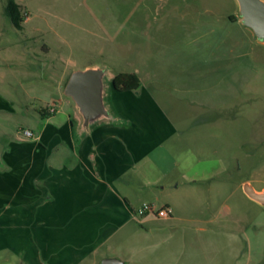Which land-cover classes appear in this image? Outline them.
<instances>
[{
    "label": "crops",
    "instance_id": "obj_1",
    "mask_svg": "<svg viewBox=\"0 0 264 264\" xmlns=\"http://www.w3.org/2000/svg\"><path fill=\"white\" fill-rule=\"evenodd\" d=\"M199 4V16L162 15L156 23L168 30L123 49L131 71L118 74H135L140 86L119 92L103 80L107 116L85 125L64 73L40 79L44 96L27 94L44 104L21 129L33 138L0 137V253L27 264H264V202L245 188L221 204V176L189 147L203 131L178 125L209 107V92L220 94L221 29L225 44L226 17L240 11L237 0ZM230 37L223 50L234 54L242 46ZM21 100L0 93L2 135ZM144 204L171 215L137 216Z\"/></svg>",
    "mask_w": 264,
    "mask_h": 264
},
{
    "label": "rangeland",
    "instance_id": "obj_2",
    "mask_svg": "<svg viewBox=\"0 0 264 264\" xmlns=\"http://www.w3.org/2000/svg\"><path fill=\"white\" fill-rule=\"evenodd\" d=\"M15 2L23 20L21 31L4 14L5 0H0V93L22 98L18 104L22 102L24 107L16 104L17 113L6 117V134L0 133L1 143L31 125L28 115L34 110L44 109L43 102L27 94L44 96L48 92L40 80L47 73H64L67 81L75 71L98 67L106 72L103 80L107 89L112 75L131 71L122 58L125 47L143 43L139 39L144 38L139 36H155L170 28L156 23L162 15L190 12L199 16L202 11L199 0ZM226 18L225 44L229 46L228 39L236 34L241 50L234 54L228 48L223 50L226 45L222 44L221 29V85L215 86L221 92H209L210 100L204 99L209 107L201 114L195 107L187 124L178 125L201 128L203 133L192 135L190 150L195 159L199 156L207 161L204 167L210 174L221 176V204L232 205L237 203L234 192L239 189L250 190L256 198L264 196V41L244 24L240 11ZM249 48L256 56L246 55ZM214 105L216 108H211ZM260 222L259 239L264 237V220ZM25 263L9 252L0 253V264Z\"/></svg>",
    "mask_w": 264,
    "mask_h": 264
},
{
    "label": "water",
    "instance_id": "obj_3",
    "mask_svg": "<svg viewBox=\"0 0 264 264\" xmlns=\"http://www.w3.org/2000/svg\"><path fill=\"white\" fill-rule=\"evenodd\" d=\"M244 24L252 28L259 40L264 41V2L262 0H237ZM105 71L90 68L73 72L66 84L65 94L78 106L85 125L107 116L103 102V78ZM264 202V196L257 197ZM101 264H123L117 259H104Z\"/></svg>",
    "mask_w": 264,
    "mask_h": 264
},
{
    "label": "trees",
    "instance_id": "obj_4",
    "mask_svg": "<svg viewBox=\"0 0 264 264\" xmlns=\"http://www.w3.org/2000/svg\"><path fill=\"white\" fill-rule=\"evenodd\" d=\"M3 12L8 17L15 29L18 31L23 29V20L21 19L20 7L15 2V0H5ZM111 85L116 91L128 92L139 88L140 80L133 73H120L112 79Z\"/></svg>",
    "mask_w": 264,
    "mask_h": 264
},
{
    "label": "built area",
    "instance_id": "obj_5",
    "mask_svg": "<svg viewBox=\"0 0 264 264\" xmlns=\"http://www.w3.org/2000/svg\"><path fill=\"white\" fill-rule=\"evenodd\" d=\"M54 112V108H50V113ZM21 135L24 139L33 138V133L28 130L21 131ZM137 216L153 215L158 218H167L171 215V209L168 207L156 208L150 204L142 205L137 211Z\"/></svg>",
    "mask_w": 264,
    "mask_h": 264
}]
</instances>
